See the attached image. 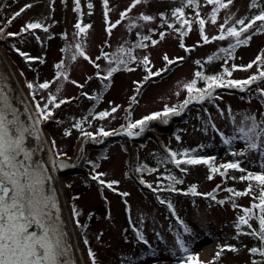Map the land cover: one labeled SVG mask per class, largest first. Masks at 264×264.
I'll use <instances>...</instances> for the list:
<instances>
[{
	"label": "rangeland",
	"instance_id": "obj_1",
	"mask_svg": "<svg viewBox=\"0 0 264 264\" xmlns=\"http://www.w3.org/2000/svg\"><path fill=\"white\" fill-rule=\"evenodd\" d=\"M2 2L3 0H0V27H4L6 32H19L27 22L34 21L50 26L49 33L36 30L35 35H39V41L35 35L24 34L20 37L0 40V47L16 71L19 83L22 86L24 84L29 93L31 91L37 93L36 100L43 103L42 97L50 94L57 95L58 100L64 98L71 100L70 103H65L54 110L53 119L43 123L44 131L47 132V141H55L53 151L66 153L65 161L75 165L59 171V174L67 193L71 212L75 207L80 213L78 217L80 223L86 225L83 229L76 227L73 217L76 230L80 233L82 240L85 238L88 240V245L84 244V247L87 250L91 248L96 254L97 264H180L181 254L176 251L177 246L174 243L176 231L189 242L190 250L198 253L204 264L213 261L218 246L224 244L234 245L239 251L238 253L226 251L215 264H246L249 261L247 249L251 240L244 235L235 238L234 222L242 213L239 208L235 210L232 208L231 194L223 190L225 188L246 189L248 182H241L238 179L244 173L230 170L228 176L235 174L236 180L230 178L225 180L218 174L212 180H208L207 166H187V171L183 175L185 186L195 184L198 192L207 193L220 185L221 188L215 195L218 200H225L224 205H219L202 196H185L165 191L159 193L161 198L164 197L165 201H170L174 205L176 216L191 229L190 236L183 233L181 225L176 227L177 224L166 206L157 201L156 193L139 181L143 179L146 183L153 184V187L157 186L158 177L166 171L167 165L162 161L166 160L168 150L182 152L185 149H195V155L204 157H210L211 155H207L209 152L217 154L215 165L235 159L242 161L243 168L259 171L256 153L250 152L245 157L231 155L232 151L239 152L245 148L243 141L237 139L231 145H225L219 133L212 128L214 124L225 137H231L244 115H255L258 121L264 120V97L257 93V85H252L251 90L245 92L234 88H221L214 93V96L219 97L218 99L205 101L209 103L206 105L207 114L202 106H199L201 103H192L181 115L170 117L166 124L162 120L150 122L142 139L140 137L143 133L129 137L123 133L121 127L129 122V118L131 121L140 120L151 113L162 111L165 104L172 106L181 103L187 95L183 90V84L190 82L194 78V73L201 70L195 61L199 60L203 64L208 56L215 54L216 51L219 52L222 47H228L229 43L234 41L226 39L203 44L198 27L194 24L193 30L184 38L186 48L193 50L185 51L180 48L178 34L170 29L159 27V14L165 13L170 16L171 10L180 6V0H149L147 4L138 5L129 13L128 18L117 25L110 37L105 32L102 0H91L94 5L91 15L87 8L89 0H81L80 14L73 11V0H55L52 7L49 6L50 0ZM131 2L132 0H109L112 8L109 13L110 20L112 22L118 20L119 13L124 11ZM249 3L250 0H234L228 9L221 11L216 25L211 24L210 21L206 24V34L210 38L218 35L219 25L226 20H228L227 26H230L235 24L236 20L251 16L258 11L249 9ZM260 3L264 5V0H260ZM26 4H32L33 7L27 9L8 26L7 19ZM201 4L198 11L207 19L211 6L203 4V0ZM186 12L189 18L195 15L191 9H186ZM140 13L153 15L157 19L150 25L129 31L128 24ZM229 17H231L230 20ZM78 18L83 24L92 26L82 43L86 54L93 60L101 54L102 49L111 56L121 46L125 48L133 46L137 42V32L142 35H152L148 32V28L157 29V34L152 35L153 39L159 38L160 30L166 32V37L156 46L149 44V47L145 49H134L133 55L137 57V62L130 63L128 66L135 70L126 71L121 66V70L113 74L111 86L105 88L95 74L97 71H100L102 75L106 73L109 67L107 61L104 59L96 61L100 64V68L97 69L82 57L72 61L71 51H61L77 42L74 36V25ZM139 23L143 24V22ZM198 41L200 46H197ZM13 45L29 56L38 57L44 62L41 63L39 59L26 61L13 50ZM261 50H264V33L254 35L248 46L236 49L235 58L229 59L227 64L223 59L216 60L209 71L216 73L222 71L223 67L230 68L232 64L247 65L261 54ZM165 54L169 58L183 57L184 59L177 62L169 72H164L161 76L152 77L145 82L141 96L137 97V85L134 82L143 81L146 75L139 60L147 55L151 61L150 67L156 71L165 67L163 60ZM219 55L223 57L225 54L219 53ZM61 60L65 62V71L69 80L55 78L57 70L54 65ZM256 72L257 66L254 65L248 71H234L230 78L245 79ZM88 77L93 78L88 80ZM73 80L83 84L84 87H77L71 83ZM45 81L52 82L50 88L40 90L39 83ZM28 83H33V90L27 88ZM198 85V87L204 86L199 83ZM58 87L61 89L59 92H57ZM259 87L264 88V83H261ZM82 93L99 96V99L89 100ZM133 96H136V103L130 101ZM116 105L120 108L111 117L105 120L93 119L96 113L110 110ZM232 117H235V123ZM77 121H83L82 127L85 131L96 133L100 127H103L106 131L116 130L118 134L106 138L97 135L96 140L93 141L82 137L81 132L72 127ZM175 121L179 127L176 134L174 133ZM66 130L70 131L71 135L65 136ZM46 134L44 133V137L47 139ZM177 136L180 140L176 139ZM89 162L99 165L95 172L106 174L102 179L119 183L113 185V189L105 186L101 191L98 182L91 179L94 172L92 163ZM140 165L158 168L159 171L137 172L136 168ZM162 182L168 184L167 180ZM165 183L161 185L166 186ZM124 192L129 195L122 197L119 194ZM235 202L247 207L251 204L252 198L250 196L235 198ZM134 228L143 233L150 246H145L136 240ZM174 251H176L175 255H173Z\"/></svg>",
	"mask_w": 264,
	"mask_h": 264
},
{
	"label": "snow or ice",
	"instance_id": "obj_2",
	"mask_svg": "<svg viewBox=\"0 0 264 264\" xmlns=\"http://www.w3.org/2000/svg\"><path fill=\"white\" fill-rule=\"evenodd\" d=\"M149 0H132L131 4L119 13V19L112 22L109 18V13L112 11L109 0H102L103 3V19L105 24V32L110 37L113 30L121 23L122 20L128 18L129 13L138 5L147 4ZM234 0H203V4L211 6V12L207 19L201 16L199 8H201V0H180V6L171 10L170 16L165 13L159 14L160 28L170 29L179 36V47L185 51L193 49L186 48L184 38L193 30V25L198 27L200 40L203 44H209L213 41H224L230 39L229 46L220 48L217 54L210 55L204 61V64H209L218 59H223L227 64L229 59H234L235 51L239 47L248 46L254 35L264 33V5H261L260 0H250L249 9H256L251 16H245L236 20L235 24L228 25V20L219 25V34L211 38L206 34V24H217L218 16L222 10H226L232 5ZM55 0H50L49 6L52 7ZM73 11L77 14L81 13V0H73ZM33 7L32 4H26L19 11L15 12L7 19V25L10 26L22 13ZM94 5L91 0L87 3L89 15ZM186 9L194 11L193 18H189ZM157 17L140 13L135 19H132L128 24V30L144 27L156 21ZM231 17H229V20ZM143 22V24L139 23ZM178 25V26H177ZM49 27L42 22L34 21L27 22L23 25L19 32H6L4 27H0V40L8 37H20L24 34L35 35L36 30H41L44 33H49ZM91 25L83 24L79 20L75 23L74 36L77 42L67 49H61L62 52L71 51L70 59L76 61L78 57H82L95 68L99 69L100 64L96 61L104 59L108 62L109 67L105 74L100 71L96 72V78L100 79L105 88L110 87V81L114 73L121 70L134 71L129 67L130 63L137 62V57L133 55L134 49H145L151 46L158 45L166 37V32L158 31V39H153L152 35L157 34L156 28H148V32L152 35L141 34L137 32V42L128 48L121 46L116 53L110 56L109 53L101 50V54L93 60L89 57L83 46V38L87 36ZM251 33V34H249ZM39 41V35H35ZM51 38V36H49ZM107 43V41L105 42ZM200 46V42H197ZM13 50L26 61L39 59L41 63L44 61L38 57H31L26 52L21 51L13 45ZM219 53L225 54L223 57ZM183 57L169 58L167 54L163 56L165 67L153 71L150 67L151 61L147 55L139 60V64L143 66L146 75L143 81H137L136 93L139 95L145 82L152 77L161 76L164 72L169 71L171 66L178 61L183 60ZM197 65L203 69L204 64L201 61H195ZM115 65V66H112ZM257 66V72L245 79H231L234 71H248L253 66ZM56 68V80L63 78L69 80V76L65 71L66 65L64 60H61L54 65ZM93 77H88L91 80ZM203 81L204 86L198 87V82ZM87 82V81H86ZM52 82L45 81L39 83L40 90L50 88ZM79 88H83V84H78L76 81H71ZM264 83V50L258 54L256 58L247 65L232 64L231 67H223L222 73L207 75L202 70L194 73V78L183 84V90L186 91V98L178 105L169 106L165 104L162 111L151 113L144 116L140 120L131 121L126 125H122L123 133L129 137L141 135L147 125L152 121L162 120L163 123H168L170 117L179 116L192 103H204L205 101H213L219 97L214 96L216 89L219 88H234L241 92L251 90L252 85H257L256 91L264 97V88L259 87ZM29 90L34 89L33 83H28ZM61 89L58 87L57 92ZM179 95V93H176ZM31 102L28 106H16L15 98L7 80H0V264H77L73 255V245L68 240V233L64 228V222L60 215V205L57 197V192L53 186V172L63 171L75 165L65 161L66 153L54 152L55 141H47L44 137L41 125L53 119L54 110L59 109L61 105L70 103L68 98L57 99V95L50 94L42 97V101L36 100L37 93L30 92ZM89 100H98L99 96L82 93ZM76 99V98H72ZM131 103H136V96L130 98ZM111 103V102H110ZM120 106L111 107L110 110H104L96 113L93 119L105 120L111 117L119 110ZM223 114V113H222ZM230 114V110H229ZM130 117V111H129ZM235 123V117H232ZM83 121L75 122L72 127L81 132L82 137L95 141L97 135L100 137H109L116 133V130L106 131L100 127L96 133L85 131L82 127ZM212 128L219 133L222 142L225 145H231L235 140L239 139L244 142L245 148L239 152L232 151L233 157H245L248 153H256L259 171H250L241 166V160H233L220 165H215V157H204L195 155V149H185L182 152L168 150L167 159L162 163H170L184 173L187 171V166L205 165L209 170L208 180H212L215 175L227 179L236 180L235 176H228L230 170L246 173L238 179L241 182H248L244 190H236L233 188H225L224 191L231 194L232 208H239L240 213L234 222L236 229V237L250 236L257 241V245L247 249L250 256L259 257V259H251L250 264H264V120H257L255 115H244L237 127L236 132L231 137H225L215 125ZM65 136L71 135L70 131L64 132ZM180 140V137H176ZM50 143V147L48 146ZM201 148L203 146H200ZM41 153L47 155V159L41 157ZM92 163L94 174L91 175L93 181H97L101 186V191L106 186L108 189H113V185L118 184V181H106L102 179L106 174L95 172L99 167L98 164ZM137 172L147 171L149 173L157 172V168H149L146 165H140L136 168ZM167 180V186H162L161 181ZM142 185L151 189L154 193L158 191H169L180 193L185 196L193 197L203 196L210 198L219 205H224L225 200H217L215 192L220 190L221 186L212 192L200 193L197 190V185H191L187 191H181L176 185L182 184L183 180L169 173L166 176L158 177L156 187L153 184L146 183L145 180L139 181ZM258 192V195H257ZM122 197L128 196L129 193H119ZM250 196L252 202L249 206L244 207L235 202V198ZM78 199V197H77ZM159 203L166 204L167 209L173 216H176L174 205L170 201H165L157 197ZM127 205V202L125 201ZM73 217L76 227L86 228V225L80 223L78 217L79 211L73 207ZM177 221L183 228V233L191 235V229L178 216ZM255 221L256 226L252 223ZM131 223V221H130ZM134 227V226H133ZM135 238L138 242L148 244L143 233L135 229ZM85 245H88V240H83ZM175 245L178 246L176 251L180 255V264H204L200 260L198 253H193L181 233L175 234ZM173 252V255L176 254ZM238 253L239 249L234 245L224 244L219 245L215 252L213 261L209 264H215L225 252ZM87 256L91 264H97L96 254L91 248L87 250Z\"/></svg>",
	"mask_w": 264,
	"mask_h": 264
},
{
	"label": "water",
	"instance_id": "obj_3",
	"mask_svg": "<svg viewBox=\"0 0 264 264\" xmlns=\"http://www.w3.org/2000/svg\"><path fill=\"white\" fill-rule=\"evenodd\" d=\"M0 80H7L8 84L11 87L12 94L15 98V103L17 107H20L21 109H23V107L28 106V102L25 100L22 92L17 86L13 78L11 69L8 67V64L6 63L4 55L2 54L1 51H0ZM42 132H43V129H42ZM40 155L44 159L48 158L45 153H41ZM52 174L55 177L52 183L57 192V197H58V201H59V205L61 209L60 215L64 222V228L66 232L68 233V240L73 245L74 258L76 259L77 264H85L82 258V253L79 249L76 227L73 222V215L71 214L72 212L70 213L68 209L67 193L64 190L60 174L57 172H53Z\"/></svg>",
	"mask_w": 264,
	"mask_h": 264
},
{
	"label": "trees",
	"instance_id": "obj_4",
	"mask_svg": "<svg viewBox=\"0 0 264 264\" xmlns=\"http://www.w3.org/2000/svg\"><path fill=\"white\" fill-rule=\"evenodd\" d=\"M6 1H8V0H3V2H6ZM2 2V3H3ZM216 61V60H215ZM214 61V62H215ZM214 62H212V63H209V64H206V66H205V68H203V72L205 73V71H206V69L211 65V64H213ZM177 63H175L174 65H172L171 66V68H170V70H172V68L176 65ZM169 70V71H170ZM169 71H166V72H169ZM219 73H222V71H220V72H216V73H205V74H207V75H212V74H219ZM200 84L201 85H204L203 84V81H201L200 82ZM199 86V85H198ZM203 87V86H202ZM246 95V94H245ZM175 124H177V123H175ZM146 132H147V130L146 131H144L143 132V135H142V137H140V139H142L144 136H145V134H146ZM210 157H215V155L214 156H210ZM216 158V157H215ZM167 159V158H166ZM162 160V159H161ZM229 161H233V160H226V161H224V162H220V163H218V164H216L217 166L218 165H220V164H223V163H226V162H229ZM215 162V161H214ZM167 166H166V171H165V176L166 175H168L169 173H171L172 175H175V176H177V178H179V179H182V177H183V175L185 174V172L184 173H182V172H180V170L178 169V168H176L174 165H172V164H170V163H165ZM158 166V165H157ZM149 168H150V166H148ZM158 169V168H157ZM244 174H246V173H244ZM243 174V175H244ZM232 176H235V174H233ZM163 183H165V182H163ZM169 183V182H168ZM166 184V183H165ZM166 186H167V184H166ZM165 186V187H166ZM176 187L178 188V189H184V187H185V185L184 184H179V185H176ZM160 191H158V192H156L157 194H156V198L157 197H159V195H158V193H159ZM166 192H168V193H173V192H169V191H166ZM215 194H216V192H215ZM203 197V196H202ZM160 198V197H159ZM205 198V197H204ZM161 199V198H160ZM208 199H210V198H208ZM158 200V199H157ZM218 200V199H217ZM165 205V204H164ZM170 212V211H169ZM170 215L173 217V218H175L172 214H171V212H170ZM176 220V219H175ZM252 223L254 224V226H256V223H255V221H252ZM175 234H176V232H175ZM247 237H249L250 238V240H251V242H250V244H249V248L250 247H252V246H255V245H257V241L254 239V238H252V237H250V236H247ZM175 238V237H174ZM175 240V239H174ZM178 247V246H177ZM178 252V251H177ZM251 259H259V257H252V256H250V254H249V261L246 263V264H250V261H251ZM180 262V261H179ZM209 264V263H208Z\"/></svg>",
	"mask_w": 264,
	"mask_h": 264
},
{
	"label": "bare ground",
	"instance_id": "obj_5",
	"mask_svg": "<svg viewBox=\"0 0 264 264\" xmlns=\"http://www.w3.org/2000/svg\"><path fill=\"white\" fill-rule=\"evenodd\" d=\"M0 51L2 52V54L4 55V58H5V60H6V63L8 64V67L11 69V72H12V75H13V78H14V80H15V82H16V84H17V86L19 87V89H20V91L22 92V94H24V98H25V100L28 102V104H29V102H31V95H30V93L28 92V91H26V88H25V86H24V84H23V86L21 85V83H19V81H18V75H17V73H16V71L13 69V67H12V65H11V62H10V60L8 59V57H7V55H6V53H4V51L1 49V47H0ZM23 89V90H22ZM41 127H42V129H43V133H47L46 131H44V124H42L41 125ZM46 137H47V140H48V136H47V134H46ZM50 144V143H49ZM57 173H59V171H56ZM68 209H69V211H70V213H71V208H70V205H69V203H68ZM72 214V213H71ZM71 216V215H70ZM76 233H77V240H78V244H79V249H80V251H81V253H82V258H83V261L86 263V264H90V260H89V258H88V256H87V249L84 247V243H83V240H82V237H81V235H80V233L76 230ZM89 262V263H88Z\"/></svg>",
	"mask_w": 264,
	"mask_h": 264
}]
</instances>
